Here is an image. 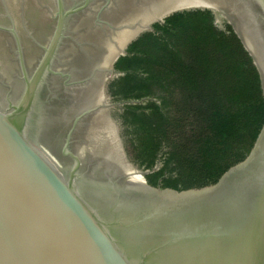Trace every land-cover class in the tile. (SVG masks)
I'll return each mask as SVG.
<instances>
[{
  "label": "water",
  "instance_id": "obj_1",
  "mask_svg": "<svg viewBox=\"0 0 264 264\" xmlns=\"http://www.w3.org/2000/svg\"><path fill=\"white\" fill-rule=\"evenodd\" d=\"M198 4L230 20L264 94V0H0V264H264V123L216 182L176 189L128 170L99 105L115 52Z\"/></svg>",
  "mask_w": 264,
  "mask_h": 264
},
{
  "label": "trees",
  "instance_id": "obj_2",
  "mask_svg": "<svg viewBox=\"0 0 264 264\" xmlns=\"http://www.w3.org/2000/svg\"><path fill=\"white\" fill-rule=\"evenodd\" d=\"M113 67L119 75L106 92L124 102L118 118L127 154L148 169V184L199 188L248 155L264 123L261 78L212 9H181L153 22Z\"/></svg>",
  "mask_w": 264,
  "mask_h": 264
},
{
  "label": "rangeland",
  "instance_id": "obj_3",
  "mask_svg": "<svg viewBox=\"0 0 264 264\" xmlns=\"http://www.w3.org/2000/svg\"><path fill=\"white\" fill-rule=\"evenodd\" d=\"M191 7H208L210 9L213 10L214 14H215V22L218 26H223V25H230V27L232 29H234V27L232 26L230 20L227 18V16L224 14L223 11L219 10L218 8L212 6V5H204V4H198V5H190V6H182V7H178L176 9H173L171 11H168L162 15H160L159 17L155 18L154 20L150 21L149 23H147L146 25H144L141 29H139L137 32H135L116 52L115 54L111 57V59L107 62V64L101 69L100 74H99V78H98V83H99V105L116 137V139L118 140V142L120 143V149L122 148L125 155H123L122 149H121V154H122V159H123V163L125 164V166L128 168V170H130L131 172H133L134 174H140V176L144 178V173L145 170L140 167L139 165H137L135 162H133L132 160H130V158L128 157L127 154V150L125 147V141H124V129L122 124L120 123V120L118 118V112L121 108V106L123 105L124 102H120V101H114L112 99V97L105 91L103 90L102 86L105 84L107 85L108 81L111 80L113 77H116L117 75H119V72L115 71L112 72L110 69H114L113 68V60L116 56L120 55L121 53L124 52L128 42L130 40H132L134 37H136V35H138L139 33H141L144 30L150 29V26H152V23L157 21V22H162L164 17L168 14H170L173 11H177V10H181V9H186V8H191ZM115 70V69H114ZM104 103V104H103ZM165 151V149L163 150ZM158 165V164H157ZM156 165V167H157ZM139 176V175H138Z\"/></svg>",
  "mask_w": 264,
  "mask_h": 264
},
{
  "label": "flooded vegetation",
  "instance_id": "obj_4",
  "mask_svg": "<svg viewBox=\"0 0 264 264\" xmlns=\"http://www.w3.org/2000/svg\"><path fill=\"white\" fill-rule=\"evenodd\" d=\"M51 73V72H50ZM50 73H47V75L44 77V81H42L41 85H40V88L43 87V88H46V92H47V85L49 84L50 82ZM106 89V87H105ZM49 90V89H48ZM40 91V89H39ZM39 93V92H38Z\"/></svg>",
  "mask_w": 264,
  "mask_h": 264
},
{
  "label": "bare ground",
  "instance_id": "obj_5",
  "mask_svg": "<svg viewBox=\"0 0 264 264\" xmlns=\"http://www.w3.org/2000/svg\"><path fill=\"white\" fill-rule=\"evenodd\" d=\"M136 174V173H135ZM137 175H139L140 176V174H137ZM141 177V176H140ZM142 178V177H141ZM142 180L144 181V179L142 178Z\"/></svg>",
  "mask_w": 264,
  "mask_h": 264
},
{
  "label": "built area",
  "instance_id": "obj_6",
  "mask_svg": "<svg viewBox=\"0 0 264 264\" xmlns=\"http://www.w3.org/2000/svg\"><path fill=\"white\" fill-rule=\"evenodd\" d=\"M156 167V166H155ZM148 172V169H145V173Z\"/></svg>",
  "mask_w": 264,
  "mask_h": 264
}]
</instances>
